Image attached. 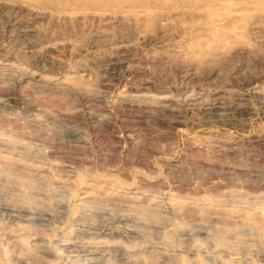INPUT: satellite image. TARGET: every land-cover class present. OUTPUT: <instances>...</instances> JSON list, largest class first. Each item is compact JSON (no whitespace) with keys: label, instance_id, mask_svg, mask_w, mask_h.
I'll return each instance as SVG.
<instances>
[{"label":"rangeland","instance_id":"1","mask_svg":"<svg viewBox=\"0 0 264 264\" xmlns=\"http://www.w3.org/2000/svg\"><path fill=\"white\" fill-rule=\"evenodd\" d=\"M0 264H264V0H0Z\"/></svg>","mask_w":264,"mask_h":264}]
</instances>
